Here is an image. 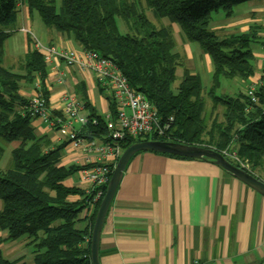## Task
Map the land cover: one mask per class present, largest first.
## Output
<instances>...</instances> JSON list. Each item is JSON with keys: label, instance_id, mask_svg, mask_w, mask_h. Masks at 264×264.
Listing matches in <instances>:
<instances>
[{"label": "trees", "instance_id": "1", "mask_svg": "<svg viewBox=\"0 0 264 264\" xmlns=\"http://www.w3.org/2000/svg\"><path fill=\"white\" fill-rule=\"evenodd\" d=\"M252 1L264 0H61L59 7L57 0H0V162L4 161L6 146L17 144L11 150V165L0 167V235H7L0 236V264H26L23 258L8 260L1 250L4 241L16 242L24 237L37 247L34 264H91L92 229L107 189H101L102 197L95 202L94 188L88 192L67 187V179L92 165L62 166L70 142L53 146L48 136L35 132L37 117L32 116L30 99L22 92L34 89L39 81L40 91L49 101L45 80L51 65L33 49L23 56L22 73L4 66L5 43L16 32L20 5H26L31 16L38 13L46 28L80 49L113 61L131 88L156 107L160 124L164 129L168 126L164 136L127 138L117 144L123 151L143 141L199 146L221 154L229 148L248 162L246 172L264 182V77L257 104L244 91L218 95L222 79H239L249 85L257 69L255 52L264 51V35H260L264 27L253 24L247 32L222 39L209 31L212 13L223 10L231 18L237 6ZM142 3L155 19H168L170 26L154 25ZM117 18L123 20L126 33L120 31ZM175 25L185 41L198 43L209 55L213 74L208 91H204L200 75L186 68L174 91L177 70L184 68L183 58L176 51ZM261 73L264 75V60ZM100 92L114 117L113 98L105 88L100 87ZM76 93L88 112V123L79 137L111 142L106 118L95 112L84 83L77 86ZM207 97L214 109L224 107V120L215 118L211 126L206 117ZM74 197L80 199L73 201ZM85 222L87 226L80 228L79 224Z\"/></svg>", "mask_w": 264, "mask_h": 264}, {"label": "crops", "instance_id": "2", "mask_svg": "<svg viewBox=\"0 0 264 264\" xmlns=\"http://www.w3.org/2000/svg\"><path fill=\"white\" fill-rule=\"evenodd\" d=\"M253 2L258 1L249 3ZM18 21L20 29L27 28L46 46L57 50L80 49L57 31L39 24L36 14L31 16L24 4L20 5ZM253 24L264 27V6L251 8L250 15L244 19L219 27V35L224 38L244 33ZM172 28L177 41L178 30ZM24 39L26 54L33 47L29 48L27 36L24 35ZM181 43L183 53H178L187 63H192V43L182 39ZM202 53L206 72L212 75L211 59ZM255 56L257 69L254 77L248 80L249 85L262 76L264 54L257 50ZM50 67L45 86L49 91L51 112L61 113L66 93L77 96V86L84 83L95 112L106 118L110 113L109 103L92 73L68 69L63 61ZM188 70L200 75L195 66ZM58 73L65 74L64 84L59 82ZM33 93V88L22 92L28 98ZM82 114L87 116V110ZM33 126L36 134L48 136L53 146L68 141L41 119L37 118ZM73 127L82 130L78 123H73ZM83 140L103 143L97 139ZM94 159L93 155L83 148H74L70 142L64 150L61 165L87 166ZM64 184L80 189L86 186L81 181L80 171ZM79 199L72 198L73 201ZM86 226L87 222L79 224L80 228ZM99 257L101 264H264V197L211 162L141 152L127 165L110 206L101 233Z\"/></svg>", "mask_w": 264, "mask_h": 264}, {"label": "built area", "instance_id": "3", "mask_svg": "<svg viewBox=\"0 0 264 264\" xmlns=\"http://www.w3.org/2000/svg\"><path fill=\"white\" fill-rule=\"evenodd\" d=\"M20 32L29 37L33 49L40 52L51 66L57 61H63L68 69L92 73L115 102V116L113 117L111 112L106 116L111 142L93 144L86 143L80 138V131L73 127V123H78L82 128L88 123V117L82 114L86 109L85 105L77 96L66 93L63 110L58 116H54L50 111L49 101L41 93L39 81L36 82L34 93L29 98L32 116L41 119L50 129L56 130L63 138L71 142L74 148H83L86 153L95 158L93 163L88 164L92 165L91 168L80 171V177L83 184L89 186L88 192L92 188L97 191L96 202L102 197L101 189L107 187L110 181V175L113 172L111 165L114 164L115 167L123 153L117 144L127 138L136 139L153 134L164 136L168 126L165 129L162 127L156 107L142 93L131 88L127 78L110 59L102 57L97 52L83 49L57 50L42 44L27 28H21ZM58 75L59 82L64 84L65 74L58 73ZM261 77L244 90L253 104L258 103L257 92L259 87L263 86ZM222 155L239 164L243 170L249 167L246 160L240 159L237 150H227ZM108 160L113 163L107 162Z\"/></svg>", "mask_w": 264, "mask_h": 264}, {"label": "rangeland", "instance_id": "4", "mask_svg": "<svg viewBox=\"0 0 264 264\" xmlns=\"http://www.w3.org/2000/svg\"><path fill=\"white\" fill-rule=\"evenodd\" d=\"M60 4H61V0H57V6L58 7L60 6ZM263 6H264V1L245 3L242 5H239L234 9V14L231 18H227L225 16V13L223 10H220L218 12H214V13H212V21H211V24L209 26V31L214 32L218 38L222 39L223 37L219 35V33H220V30H218L219 27H222L224 25L231 24L232 22L244 19L245 16L250 15L251 8H257V7L263 8ZM142 8L144 9L145 13H147V16L149 17V19L158 28L170 26L171 23L168 19H165V18L160 19V20L155 19L152 16L151 12L146 9V6L144 3H142ZM35 14L39 20L38 23L42 25L43 23L39 17V14L38 13H35ZM258 16L261 17L262 15L260 13H258ZM116 20H117V24L120 28V31L122 33H126L127 28L124 26L123 20L121 18H117ZM18 25H19V21H18ZM18 25H16V32L12 35V37L10 39H8L6 41L4 66L8 67V68L11 67L12 69H14V71L16 70L17 72L22 73L23 72L22 71V62H23V58H24L23 56L25 55V48H24L25 39H24V34L19 31L20 28ZM174 27L176 30H178V32H176V34H177L176 44L178 43L179 46H177L176 51L183 53L181 39L185 41V37L182 35L178 26L175 25ZM230 30L232 31V29H230ZM230 30L228 29V31H230ZM0 31H1V28H0ZM27 42H28L29 48L30 47L32 48L31 40L28 39ZM185 42L187 43V41H185ZM190 46H191V48H194V61L192 63L191 62L187 63L186 60L183 59V62H185L184 68L183 69L178 68V70H177V81L174 83L173 89H174V91L177 90V87L179 86L181 78L183 76L184 69L186 68L187 70L188 69L193 70L194 66H195L197 69V72L200 73V75H201L202 83L204 86V91H208L210 86H211V83H212V75L207 74V72H206V68L204 66L205 62H204V58H203V53L200 50L199 44L198 43H192V44H190ZM261 52L264 54V51H261ZM221 84L222 85L218 89V95H222V94H226V93H228L230 95H232L233 93L237 94L238 92L245 90L244 88H246V86H247V85H245L244 81H241L239 79H235L232 81L228 80V79H222ZM223 115H224V107L219 106L217 109H214L211 100L208 98L207 99V107H206V117L208 118V125L211 126V124L215 118L218 119V122H222L224 120ZM15 146H17V144H12L11 146L10 145L6 146L4 161L0 162V167L2 169L4 166L6 167L7 164H8V167L11 165V155L10 154H11V150ZM227 150L232 151L229 148ZM85 188H86V186H85ZM85 188L84 189L82 188V190L87 191L88 188L87 189H85ZM1 208H2V202L0 201V210H1ZM2 238H7V236L3 235ZM1 250L4 254V257L7 258L8 260L12 261L15 259L23 258V259H25L26 264H34V257H35L36 251H37V247L34 245H30L28 240H27V237H24L22 239H19L16 242H13V241H6L5 242L4 241L3 244L1 245Z\"/></svg>", "mask_w": 264, "mask_h": 264}, {"label": "water", "instance_id": "5", "mask_svg": "<svg viewBox=\"0 0 264 264\" xmlns=\"http://www.w3.org/2000/svg\"><path fill=\"white\" fill-rule=\"evenodd\" d=\"M141 152H153L185 159L204 160L211 162L264 197L263 181L254 177L245 170L234 166L221 153L213 149L163 141H143L136 143L124 150L119 157L113 169L111 179L107 185L105 196L103 197L97 211L91 235V264H101L99 257V248L101 233L106 216L118 191L127 165L135 155Z\"/></svg>", "mask_w": 264, "mask_h": 264}]
</instances>
